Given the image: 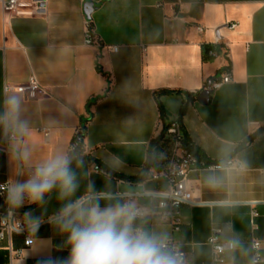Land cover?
<instances>
[{
  "label": "crops",
  "instance_id": "1",
  "mask_svg": "<svg viewBox=\"0 0 264 264\" xmlns=\"http://www.w3.org/2000/svg\"><path fill=\"white\" fill-rule=\"evenodd\" d=\"M43 1L39 13L19 16L5 14L0 4V112L4 98L17 92L6 86L35 77L44 89L35 97L19 92L30 135L13 141L0 129V181L14 177L19 163L29 171L14 158V143L32 148L39 160L69 145L84 126L89 159L98 165L112 155L125 161L114 186L145 180L163 195L168 182L162 172L175 149L168 128L178 120L204 157L247 167L191 171V203L182 206L180 229L166 224L167 230L184 251L197 253L195 264H213L208 240L214 226L223 241L239 234L248 246L254 238L264 242V131L238 149L264 127V0ZM89 2L94 9L87 15ZM87 20L99 45L86 44ZM218 38L228 57L205 60L202 46ZM229 70L231 81L200 102L196 92ZM210 176H222L224 183L212 187ZM92 178L99 188L102 178ZM56 207L53 199L49 214ZM29 209L40 212L35 205ZM29 235L32 245H26ZM61 239L46 223L37 234L11 232L0 242V264L10 260L9 245L21 252L13 264H36L38 253L49 248L66 256L53 247Z\"/></svg>",
  "mask_w": 264,
  "mask_h": 264
},
{
  "label": "clouds",
  "instance_id": "2",
  "mask_svg": "<svg viewBox=\"0 0 264 264\" xmlns=\"http://www.w3.org/2000/svg\"><path fill=\"white\" fill-rule=\"evenodd\" d=\"M22 100L19 91L3 100L0 129L17 137L30 135L27 120L21 119ZM13 156L29 169L9 177L3 189L5 216L22 219L28 230L37 234L43 224L62 239L55 250H66V256L53 255V248L38 253L36 264H195L197 253L184 251L183 244L166 228L167 214L159 207L162 195L145 180L128 181L114 186L116 174L125 161L112 155L96 165L89 159L90 146L77 137L69 145H59L46 157L35 160L32 148L12 145ZM163 156V154H160ZM228 167L244 171L241 161ZM150 173L146 170L143 175ZM98 175V188L92 178ZM225 178L210 176L212 187L221 186ZM57 207L49 214L51 202ZM25 205L33 209L20 213ZM224 206H228L225 204ZM221 252L224 264H264V245H246L239 234L225 238ZM200 254H203L202 252Z\"/></svg>",
  "mask_w": 264,
  "mask_h": 264
},
{
  "label": "built area",
  "instance_id": "3",
  "mask_svg": "<svg viewBox=\"0 0 264 264\" xmlns=\"http://www.w3.org/2000/svg\"><path fill=\"white\" fill-rule=\"evenodd\" d=\"M3 11L5 14L14 15H26L39 13L45 9V2L43 0H0ZM235 24L231 25V28L235 27ZM86 28V44L99 45L98 39L95 37L92 24L90 20L85 23ZM199 31H203V27H198ZM218 46V50H211L209 54L211 56H218L219 54H225L228 57V47L220 42L218 38L213 44ZM117 50V47H113ZM231 81V71H226L221 78L213 80L210 83V89L213 91L220 88L224 83ZM209 86V84H208ZM208 88V87H207ZM6 91L14 89L21 93L27 94L30 97H35L37 94L44 93V89L37 82L35 77H31L27 84L18 86H6ZM168 133L173 137L175 142V149L170 162L162 172V176L167 179L168 188L162 195L163 199L159 202V207L167 214L166 224L170 225L172 231H178L182 224V206L191 203L188 197V176L189 173L195 169H218L222 167H228L229 164L233 165L230 159L224 161H211L206 157H201L194 153L184 143L182 125L178 120L173 121L169 128ZM8 139H12L11 134H8ZM73 140L72 142H74ZM98 165V164H96ZM8 180V179H7ZM0 181V242L7 238L11 232L26 231L27 227L23 224L22 219H17L15 222L5 216V201L3 195V189L6 188V182ZM27 205H25L26 207ZM25 207L20 209L22 214L25 211ZM256 214L254 213V216ZM222 229L219 227H212V231L208 240L212 249V261L213 264H224V254L221 252L223 240L221 239ZM264 245V242L260 239H252V244ZM33 244V237L28 236L26 238V245ZM10 252V260L4 264H13V261L18 257L21 252L12 249L11 245L8 246ZM263 255V254H262Z\"/></svg>",
  "mask_w": 264,
  "mask_h": 264
},
{
  "label": "trees",
  "instance_id": "4",
  "mask_svg": "<svg viewBox=\"0 0 264 264\" xmlns=\"http://www.w3.org/2000/svg\"><path fill=\"white\" fill-rule=\"evenodd\" d=\"M218 49H219L218 46H214L213 44H204L202 46L203 58L205 60L215 58L216 56H211L209 54V52L211 50H218ZM214 80H216V79H214ZM201 92L202 91H197L196 94H200ZM184 112H185V107L182 106V108L180 109V117L183 116ZM263 131H264V127L262 129H260L259 131H257L255 134L251 135L240 147H238V149H241V148L247 146L250 141H252L254 138H256ZM84 133H85V127L83 126L82 129L79 130V132L76 135V137L74 138V140L77 137H79L83 140ZM183 139H184V143L187 147H189L197 155L203 157V154L201 153V151L190 141L188 135L186 134V132L184 130H183Z\"/></svg>",
  "mask_w": 264,
  "mask_h": 264
},
{
  "label": "water",
  "instance_id": "5",
  "mask_svg": "<svg viewBox=\"0 0 264 264\" xmlns=\"http://www.w3.org/2000/svg\"><path fill=\"white\" fill-rule=\"evenodd\" d=\"M93 9H94V5H93L92 2H89V3L86 4V9H85V11H86L87 15H90V14L92 13ZM211 82H212V81L209 82V86H208V88L205 89V90H203V91L200 93V95L197 97V99H198L200 102H202V103H207V102L209 101V99H210V95H211V93H212V90L210 89V83H211ZM80 139H81V138H80ZM3 148H7V147H3ZM21 170H22V166H21V164L19 163V172H20Z\"/></svg>",
  "mask_w": 264,
  "mask_h": 264
}]
</instances>
